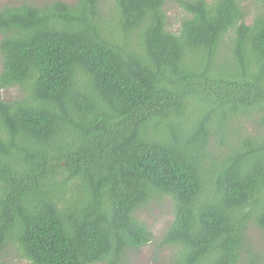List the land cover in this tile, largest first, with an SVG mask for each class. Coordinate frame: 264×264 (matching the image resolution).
<instances>
[{
  "label": "trees",
  "instance_id": "obj_1",
  "mask_svg": "<svg viewBox=\"0 0 264 264\" xmlns=\"http://www.w3.org/2000/svg\"><path fill=\"white\" fill-rule=\"evenodd\" d=\"M167 1L0 9V264H264V0Z\"/></svg>",
  "mask_w": 264,
  "mask_h": 264
},
{
  "label": "rangeland",
  "instance_id": "obj_2",
  "mask_svg": "<svg viewBox=\"0 0 264 264\" xmlns=\"http://www.w3.org/2000/svg\"><path fill=\"white\" fill-rule=\"evenodd\" d=\"M49 1L52 0H0V9L6 5H15L22 2L42 4ZM64 1L74 2L75 0ZM166 12L168 14V23L172 28H176L182 19L180 0H168ZM16 95L17 90L15 88L0 89V99L9 100ZM137 215L153 231L155 240L140 250L131 252L123 264H170L173 249L169 245H163L162 241L173 219V204L171 200L163 198L161 201H152V203L141 208ZM250 233L258 244L264 245V230L252 227ZM5 259L8 264H29L26 259L17 255L13 248L6 253Z\"/></svg>",
  "mask_w": 264,
  "mask_h": 264
}]
</instances>
